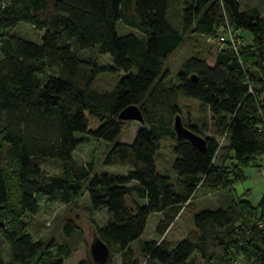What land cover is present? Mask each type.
I'll return each instance as SVG.
<instances>
[{"label":"trees","instance_id":"16d2710c","mask_svg":"<svg viewBox=\"0 0 264 264\" xmlns=\"http://www.w3.org/2000/svg\"><path fill=\"white\" fill-rule=\"evenodd\" d=\"M129 1L0 0V236L9 264L70 259L83 230L68 220L66 242L35 241L26 215H37L44 199L69 206L86 194L89 215L103 209L109 215L93 230L110 250L108 264L116 257L120 264H198L196 254L204 264H264V194L253 206L235 190L246 168L264 166V101H258L264 16L257 7L241 9L240 0H133L127 17ZM21 23L44 32L40 43L8 32ZM121 24L129 30L122 32ZM229 30L239 32L237 50L230 41L224 50L214 47L213 65L198 50L182 62L178 85L166 86L167 62L177 50L196 46L197 36L208 43ZM89 49L110 56L112 65L100 66L98 57L85 54ZM114 72L124 73L114 90H95L98 76ZM182 98L198 101L201 114L211 117V135H205L208 121L200 127L183 117ZM132 105L145 124L125 143L120 114ZM177 115L205 139L203 150L176 135ZM76 134L108 142L103 163L127 174L97 175L94 163L78 164L74 152L84 141ZM163 140L175 156V182L157 166ZM49 161L61 162V175L46 174ZM199 190L222 193L220 207L195 213L197 241L167 240ZM153 213L164 215L159 238L140 240ZM1 237L0 264H7ZM136 241L143 263L132 247Z\"/></svg>","mask_w":264,"mask_h":264},{"label":"rangeland","instance_id":"374dc122","mask_svg":"<svg viewBox=\"0 0 264 264\" xmlns=\"http://www.w3.org/2000/svg\"><path fill=\"white\" fill-rule=\"evenodd\" d=\"M134 1L130 0L124 9V15L127 17L132 16ZM257 6L261 12H264V2L260 0H240L241 9ZM174 14V12H173ZM172 14L173 19L174 16ZM175 21V20H174ZM175 23V22H174ZM120 30L126 32L129 30L124 24L120 25ZM9 33H16L28 38L31 41L40 43L41 38L44 36V32L37 31L31 25L21 23L16 27L10 28ZM248 35V34H247ZM249 39L250 36L248 35ZM248 37H245L246 43L249 41ZM197 45L186 43L179 50H177L173 56L167 62V69L169 71V77L165 81L166 86L172 87L178 85V74L181 71V64L187 58L193 56L198 50L207 58L208 64L214 63V46L206 43L203 37L197 36ZM213 52L212 55H209ZM85 54L91 57L99 58L100 66L112 65L113 61L110 56L100 55L97 49H89L85 51ZM1 57V56H0ZM124 76V73H104L97 77L94 88L100 92L112 91L120 79ZM180 105L183 109V117L190 121L192 124H196L200 127L203 126L205 121H208L209 127L205 131V135H211L212 120L208 115H203L199 109V102L189 98H182ZM142 124L136 121L127 122L124 127L121 141L125 143H132L136 137L137 131L141 128ZM76 137L83 139L84 143L80 144L75 152L74 159L79 164H85L88 162L94 163V172L97 175L109 174V175H126L127 169L106 166L103 161L110 149V144L104 140H98L96 138L76 134ZM223 143L222 146L226 145ZM222 153H218V158ZM175 159L172 146L169 140H163L161 142V151L157 158V166L160 172L171 173V165ZM259 163V161H258ZM263 163V162H262ZM255 163L252 167L244 170L245 179L235 186L236 195L241 198H246L253 205L257 206L261 197L264 194V179L258 175L261 168L256 167ZM43 170L47 175L56 176L61 175L62 164L60 161H49L45 164ZM173 182H175V176L171 173ZM224 196V195H223ZM222 193H214L211 195H204L202 191H198L194 199L192 206L183 209L178 217L175 219L173 225L166 233L165 238L170 241H179L185 238L197 241L200 234L199 230L194 224V215L202 210L217 209L220 207V200ZM90 205L88 195H83L78 198L72 205H64L61 203L48 202L44 199L41 203L40 211L37 215H26V220L29 224V233L32 235L35 241H49L54 240L56 244L66 242L64 224L68 220H72L76 223V226L81 228L84 235L74 238V244L76 247L75 253L72 257L65 261L64 264H78V262L84 259H92L90 256V244L93 240L95 226L102 227L108 223L109 215L106 209L99 210L93 214L86 212ZM163 218L161 213H153L147 223L144 234L140 240L149 241L157 240L159 237L156 233V228L159 221ZM1 237V236H0ZM2 239V237H1ZM139 240V241H140ZM3 241V239H2ZM136 241L133 244V249L136 251V255L141 261L144 262L142 254L138 252V243ZM4 246V259L9 264V249L7 244L3 241ZM56 251L53 250V253ZM195 258L198 260V264H204L201 257L196 254ZM121 257H116L112 264H120Z\"/></svg>","mask_w":264,"mask_h":264},{"label":"water","instance_id":"95a60500","mask_svg":"<svg viewBox=\"0 0 264 264\" xmlns=\"http://www.w3.org/2000/svg\"><path fill=\"white\" fill-rule=\"evenodd\" d=\"M120 118L124 122L136 121L145 124L141 109L135 105L124 109L120 114ZM174 129L179 138L188 139L196 149L203 150L205 148V139L186 128L181 115L175 117ZM90 256L95 264H108L110 257L108 246L95 233L90 244Z\"/></svg>","mask_w":264,"mask_h":264},{"label":"built area","instance_id":"2783aa9c","mask_svg":"<svg viewBox=\"0 0 264 264\" xmlns=\"http://www.w3.org/2000/svg\"><path fill=\"white\" fill-rule=\"evenodd\" d=\"M239 36V32H232L229 30L228 35L225 37H208L207 42L211 45H213L217 51L224 50L228 48L229 44L227 43L230 41L231 45L234 47L235 50H237V45L240 44L239 42H236V38ZM258 101H264V94L260 96ZM262 129L264 130V123L262 125ZM225 142V138L222 139L221 145ZM258 175L264 179V166L259 170Z\"/></svg>","mask_w":264,"mask_h":264},{"label":"crops","instance_id":"0c3cea01","mask_svg":"<svg viewBox=\"0 0 264 264\" xmlns=\"http://www.w3.org/2000/svg\"><path fill=\"white\" fill-rule=\"evenodd\" d=\"M250 7H257V6H255V5H253V6H250ZM258 8V7H257ZM244 9H246V8H244ZM243 9V10H244ZM261 12V11H260ZM261 14L264 16V12H261ZM214 61V60H213ZM162 214V213H161ZM163 215V214H162ZM163 217H164V215H163Z\"/></svg>","mask_w":264,"mask_h":264}]
</instances>
